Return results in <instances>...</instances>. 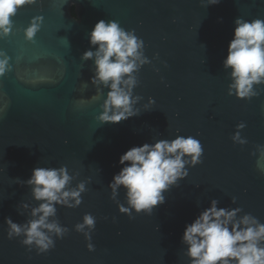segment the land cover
I'll list each match as a JSON object with an SVG mask.
<instances>
[{
    "label": "water",
    "instance_id": "obj_1",
    "mask_svg": "<svg viewBox=\"0 0 264 264\" xmlns=\"http://www.w3.org/2000/svg\"><path fill=\"white\" fill-rule=\"evenodd\" d=\"M36 0L20 9L12 33L0 39L11 71L0 78V264H189L181 238L185 225L217 200L218 207H240L264 223V86L251 100L227 94L231 82L223 68L237 18L264 19V0ZM35 16L44 22L32 42L23 29ZM117 21L144 41L150 63L137 74L134 95L142 97L139 115L119 124L100 125L107 90L96 100L88 34L100 21ZM94 50V49H91ZM155 100L143 111L148 98ZM245 145L234 144L237 125ZM194 136L202 162L163 193L152 215L129 219L119 190L108 185L119 158L134 146L176 135ZM255 153V154H253ZM67 166L77 174L71 187L91 180L78 208L57 207L56 219L68 235L38 255L7 238L6 218L24 223L37 206L24 183L34 168ZM235 198L236 203H232ZM28 203L24 210L19 205ZM22 213V214H20ZM96 217L89 252L74 230L85 214ZM55 239V238H54Z\"/></svg>",
    "mask_w": 264,
    "mask_h": 264
},
{
    "label": "clouds",
    "instance_id": "obj_2",
    "mask_svg": "<svg viewBox=\"0 0 264 264\" xmlns=\"http://www.w3.org/2000/svg\"><path fill=\"white\" fill-rule=\"evenodd\" d=\"M219 2L207 0L205 7ZM35 3L36 0H0V39L12 33L18 11ZM43 22V16L30 20L23 29L27 42L34 40ZM88 40L90 50L83 53L81 60L93 63L94 74L90 82L97 92L91 99L96 100L103 90H107L96 121L100 125L119 124L139 115L142 109L137 105L142 97L134 95L139 83L137 74L150 63L144 54V41L137 37L135 30H125L115 20L98 21L88 34ZM223 68L231 81L227 90L229 96L248 101L259 95L257 89L264 86V19L235 20ZM11 70L10 57L0 52V78ZM154 104L155 100L149 97L143 111L151 110L149 106ZM244 128V123L237 125L232 136L234 144L247 143L240 135ZM256 152L260 156L259 165L264 161V146H257ZM202 156L199 139L179 134L171 140L159 139L127 150L119 158V173L108 185L114 202L119 190L125 193L127 207L117 203L119 213L128 215L129 219L133 218V213L152 215L153 209L164 203L163 193L187 178L188 169L200 164ZM77 175L70 174L67 166L37 167L29 179L18 181L30 188L37 206L19 205L24 210L30 208L29 218L24 223L5 219L7 238L22 237L21 245L30 251L35 249L38 255L53 249L55 240L63 239L69 231L56 219L57 207L78 208L86 184L91 183L89 179L71 187ZM218 203L211 200L209 207L185 225L181 243L189 264H264V223L251 214L241 215L240 207L222 208ZM232 203H236L235 198ZM95 226L96 217L88 213L74 228L83 235L89 252L95 251L91 242Z\"/></svg>",
    "mask_w": 264,
    "mask_h": 264
}]
</instances>
